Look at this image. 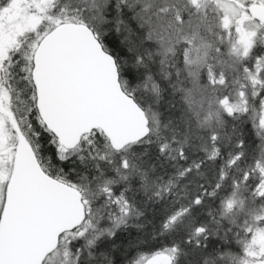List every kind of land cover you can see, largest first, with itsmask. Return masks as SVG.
Wrapping results in <instances>:
<instances>
[{
  "label": "snow or ice",
  "instance_id": "6c2138e0",
  "mask_svg": "<svg viewBox=\"0 0 264 264\" xmlns=\"http://www.w3.org/2000/svg\"><path fill=\"white\" fill-rule=\"evenodd\" d=\"M0 264H264V0H0Z\"/></svg>",
  "mask_w": 264,
  "mask_h": 264
}]
</instances>
